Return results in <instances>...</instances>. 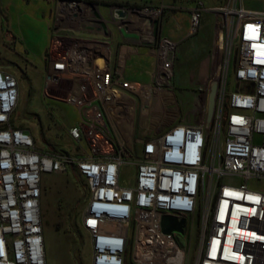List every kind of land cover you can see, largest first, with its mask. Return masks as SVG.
<instances>
[{
    "label": "built area",
    "instance_id": "1",
    "mask_svg": "<svg viewBox=\"0 0 264 264\" xmlns=\"http://www.w3.org/2000/svg\"><path fill=\"white\" fill-rule=\"evenodd\" d=\"M57 5L55 27L65 18L110 25L103 14L96 16L97 4ZM168 7L175 8L163 1L157 8L113 5L110 20H124L114 16L116 8L159 19ZM205 12L218 16L223 33L212 123L206 108L196 122L170 126L156 118L142 128L141 156L122 139L117 121L126 114L128 92L140 97L154 120L165 101L160 89H168L174 75L172 40H159V69L150 85L125 79L122 54L112 65L109 41L54 36L45 88L63 90V101L80 114V122L67 128L75 153L39 148L31 131L14 123L20 82L0 68V264H47L42 175L69 171L88 192L80 224L91 244V264H187L180 232L162 231L165 215L184 218L185 229L195 227L196 264H264V8H246L243 0L214 7L198 1L190 9V34L198 32ZM127 166L134 167L128 180Z\"/></svg>",
    "mask_w": 264,
    "mask_h": 264
},
{
    "label": "rangeland",
    "instance_id": "2",
    "mask_svg": "<svg viewBox=\"0 0 264 264\" xmlns=\"http://www.w3.org/2000/svg\"><path fill=\"white\" fill-rule=\"evenodd\" d=\"M58 1L0 0V68L13 73L20 82V101L14 115V123L30 130L39 148L75 153L78 151L77 146L68 136L67 128L80 122V114L75 106L63 101V90L60 91L56 86L47 90L45 88L47 57L54 36L58 33L55 29ZM226 2L220 0L206 3L222 6ZM174 4L175 8L182 9L181 4ZM243 4L249 9L264 8V0H243ZM111 9L112 7L109 12L106 11L109 19ZM165 14L164 10L159 17L160 22ZM212 18L213 12H205L202 15L200 36L203 39L211 31L209 24L212 28L214 26L215 21L213 22ZM217 45L219 58L213 80H218L221 73L224 51L222 31L219 32ZM60 49L58 48V51ZM174 59L175 53L173 61ZM184 64L179 59L175 71ZM231 82L233 83V68ZM210 84L209 82L207 94L211 91ZM233 87L235 88L234 83L230 90ZM165 117H169V114ZM195 119L190 114L184 122H193ZM136 135L134 146L137 154L141 156L143 149L140 140L144 137L141 125L137 128ZM133 175L134 167L127 166L123 178L128 180ZM41 189V215L47 264H91V244L80 224L88 193L84 181L73 171L43 173ZM178 238L181 243L188 245L187 264H196L199 257V234H196L195 227L187 226Z\"/></svg>",
    "mask_w": 264,
    "mask_h": 264
},
{
    "label": "crops",
    "instance_id": "3",
    "mask_svg": "<svg viewBox=\"0 0 264 264\" xmlns=\"http://www.w3.org/2000/svg\"><path fill=\"white\" fill-rule=\"evenodd\" d=\"M97 3L98 9L94 12L98 17L99 13L106 18V11L113 5H136L152 7L159 6L163 1L175 6L174 2L182 5V9L166 8L165 15L160 22L153 15L147 13H134L126 15L124 20L109 27H102L97 21L83 23L82 25L65 20L60 26L55 27L57 35L75 36L77 38H99L110 42L112 65L116 64L119 54L124 60V77L133 82L150 84L154 80L159 69L158 43L161 38H168L176 43L174 59V75L168 89H160V96L165 101L159 102L154 120L147 116L142 107L140 97L132 92H128L130 97L126 114L117 121V130L122 139L128 144L135 145L137 128L139 125L144 127L146 124L154 122L156 118L164 117L167 125H173L187 120L188 116L193 115L195 121L202 118L201 111H205L207 118L208 100L207 88L214 82L218 55L217 38V17L213 13L214 26L208 36L203 39L200 36L201 23L198 32L190 34V9L198 2L202 1L208 7L217 6L215 3L220 0H86ZM228 0H225V2ZM226 2V3H227ZM58 7V5H57ZM176 7V6H175ZM57 12V9H56ZM55 12V14H56ZM93 14V12L91 11ZM111 13V12H110ZM109 13V14H110ZM211 21V22H212ZM209 29V30H210ZM174 57V54H172ZM181 59L185 64L175 71L178 60ZM203 88V90H200ZM211 90V89H210ZM209 97V95H208ZM200 111L194 114V111ZM169 114V117H165ZM151 119V121H150Z\"/></svg>",
    "mask_w": 264,
    "mask_h": 264
},
{
    "label": "water",
    "instance_id": "4",
    "mask_svg": "<svg viewBox=\"0 0 264 264\" xmlns=\"http://www.w3.org/2000/svg\"><path fill=\"white\" fill-rule=\"evenodd\" d=\"M90 3L97 4L96 2L89 1ZM114 16L116 18H124L126 16V13L123 9L121 8H116L114 10ZM105 17V16H104ZM106 18V17H105ZM108 19L109 23L108 24H115L112 22V20ZM217 89H218V81L215 80L212 84L211 91L209 93V98H208V114H207V122L209 124L212 123L213 120V115H214V109L216 105V97H217ZM186 225V220L184 218L179 219L176 216L172 215H165L162 218V231L166 234H170L174 231L183 233Z\"/></svg>",
    "mask_w": 264,
    "mask_h": 264
}]
</instances>
